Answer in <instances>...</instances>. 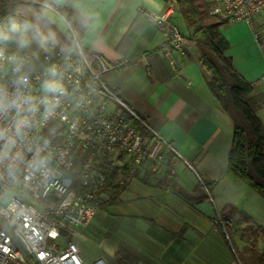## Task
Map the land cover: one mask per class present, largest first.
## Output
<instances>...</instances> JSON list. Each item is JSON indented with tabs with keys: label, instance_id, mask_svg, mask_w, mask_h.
Returning a JSON list of instances; mask_svg holds the SVG:
<instances>
[{
	"label": "crops",
	"instance_id": "obj_1",
	"mask_svg": "<svg viewBox=\"0 0 264 264\" xmlns=\"http://www.w3.org/2000/svg\"><path fill=\"white\" fill-rule=\"evenodd\" d=\"M35 2L51 15L31 12L41 19L32 32L36 42L53 33L56 45H79L115 66L104 78L106 86L179 154L162 151L170 168L123 164L117 171L121 194L94 219L106 220L107 213L114 221L113 233L105 232L111 237L99 242V258L121 264L118 253L125 248L137 264H264V198L229 170L233 121L209 89L211 74L191 41L198 26L174 13L187 54L167 55V38L151 15L173 7V0H21L30 9ZM261 28L262 46L246 24L226 22L221 32L230 44L227 57L254 87L247 101L264 124ZM111 108L127 111L113 103Z\"/></svg>",
	"mask_w": 264,
	"mask_h": 264
},
{
	"label": "built area",
	"instance_id": "obj_2",
	"mask_svg": "<svg viewBox=\"0 0 264 264\" xmlns=\"http://www.w3.org/2000/svg\"><path fill=\"white\" fill-rule=\"evenodd\" d=\"M210 4L211 14L219 19L248 25L262 46L264 0H211ZM174 13L171 6L151 18L167 38L166 54L174 50L186 55L187 42L172 21ZM8 19L0 14V29ZM25 54L38 56V72L25 94L28 102L0 113V130L15 141L6 149L5 140H0V153L6 152L0 156V264H109L103 258L85 263L71 238L76 229L90 226L111 200L105 192L109 174L123 164L136 169L153 164L170 168L163 164L162 151L179 154L106 86L101 75L115 66L89 56L79 45L66 50L54 43L53 51L44 53L37 44ZM53 65L55 75L45 76L44 68ZM46 79L58 80L66 89L51 115L45 113L43 103L50 95L43 87ZM0 83L14 91L10 77L0 74ZM112 102H119L126 113L117 114ZM21 121L28 123L17 134ZM31 199L42 205L30 208Z\"/></svg>",
	"mask_w": 264,
	"mask_h": 264
},
{
	"label": "trees",
	"instance_id": "obj_3",
	"mask_svg": "<svg viewBox=\"0 0 264 264\" xmlns=\"http://www.w3.org/2000/svg\"><path fill=\"white\" fill-rule=\"evenodd\" d=\"M1 1L17 2L19 0ZM172 5L175 13L185 24L198 26L191 41L198 46L201 61L211 74V79L208 82L209 89L219 106L233 121V139L228 157L229 170L264 198V124L257 116L255 108L247 101V98L254 92L253 85L245 81L234 68L232 60L227 57L230 44L221 32L226 21L211 14V4L207 0H173ZM17 6L18 3L11 7L0 8V13L9 16L8 14H11ZM12 23L18 26L19 32L26 33L30 21L24 22L19 27L18 21L9 16L3 30L9 31ZM19 32L12 35L18 36ZM13 48H15V44L10 43L6 50ZM95 69L100 72V65L96 64ZM107 74L101 75L103 81ZM117 177V172L109 174V184L105 192L111 194V200L107 204H103L102 207L111 205L121 194L122 187L117 182ZM208 185L205 184L207 189ZM190 199L196 200L195 197ZM229 211L233 214L236 210L231 207ZM226 215L228 213L221 216L224 218ZM109 237L111 236L108 234L104 235V238ZM137 258L129 249L121 248L118 253L121 264H137Z\"/></svg>",
	"mask_w": 264,
	"mask_h": 264
},
{
	"label": "clouds",
	"instance_id": "obj_4",
	"mask_svg": "<svg viewBox=\"0 0 264 264\" xmlns=\"http://www.w3.org/2000/svg\"><path fill=\"white\" fill-rule=\"evenodd\" d=\"M17 32L19 29L15 23H12L9 31L0 29V45H2L0 46V74L10 77L11 86L14 89L10 92L5 84L0 83V113L20 109L23 103L28 102L29 98L25 94L30 90L33 77L38 72V56L25 54V50L31 47L32 40L24 32H19L18 36L12 35ZM10 43L15 44V51L9 54L5 49ZM37 43L40 50L50 53L53 51L55 36L53 33L40 35ZM55 71V65L46 67L44 75L54 76ZM43 87L45 92L50 94L44 98V110L47 115H51L59 104V98L66 95V89L60 81L54 79L44 80ZM27 123V121H21L17 125V134L20 133L22 127L27 126ZM0 140H5L6 149L15 144L14 139L6 136L3 130H0ZM4 155L6 152L0 153V156Z\"/></svg>",
	"mask_w": 264,
	"mask_h": 264
},
{
	"label": "rangeland",
	"instance_id": "obj_5",
	"mask_svg": "<svg viewBox=\"0 0 264 264\" xmlns=\"http://www.w3.org/2000/svg\"><path fill=\"white\" fill-rule=\"evenodd\" d=\"M207 2L209 4L211 3L210 0H207ZM16 3H18V6L15 8V10L11 14H8V15L18 21L19 27L24 22L30 21V24H28L29 29L26 32V34L32 40L31 46L35 47L38 43L34 39L35 36L33 35L32 32L37 29L41 19H40V16H35V15L31 16L30 14L31 12H36V13L38 12L37 13L38 15H41L40 12L45 15L47 14L46 12L40 10L41 6L39 5L38 2L31 4L30 7L32 8L30 9L29 5H25L21 3V0L17 2H2L0 0V8L11 7L13 5H16ZM15 13H18V16H14ZM0 14L7 15V14H2V13ZM47 17L51 18V15H47ZM112 103L121 113H123V110L125 111V108L122 109L121 107V110L119 109V107L117 106V102H112ZM41 205L42 203L34 201L32 199L29 201V204H28V206L32 209H35V207H39ZM105 216H107V217H104L106 220L103 219L98 222L93 220V223H91V225L88 226L87 228L76 229V233L71 237L73 242H75L79 246L81 250V256L84 260H93L95 258L101 257L102 249L99 246V242L104 237L105 232L113 233L112 230L114 227L113 225L114 221L112 220L111 217H108L107 213H105ZM106 227H108L109 229Z\"/></svg>",
	"mask_w": 264,
	"mask_h": 264
}]
</instances>
